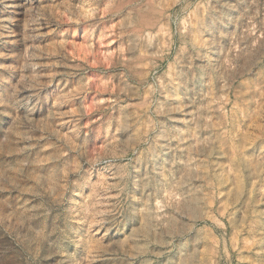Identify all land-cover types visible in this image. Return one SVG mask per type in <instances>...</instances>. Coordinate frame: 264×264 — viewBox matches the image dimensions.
<instances>
[{"label": "rangeland", "instance_id": "obj_1", "mask_svg": "<svg viewBox=\"0 0 264 264\" xmlns=\"http://www.w3.org/2000/svg\"><path fill=\"white\" fill-rule=\"evenodd\" d=\"M0 264H264V0H0Z\"/></svg>", "mask_w": 264, "mask_h": 264}, {"label": "bare ground", "instance_id": "obj_2", "mask_svg": "<svg viewBox=\"0 0 264 264\" xmlns=\"http://www.w3.org/2000/svg\"><path fill=\"white\" fill-rule=\"evenodd\" d=\"M263 34V33H262ZM236 44V43H235Z\"/></svg>", "mask_w": 264, "mask_h": 264}]
</instances>
